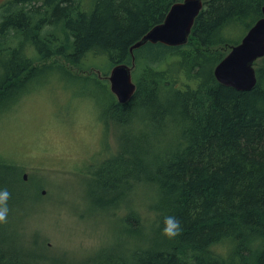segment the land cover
I'll return each mask as SVG.
<instances>
[{"label":"trees","instance_id":"16d2710c","mask_svg":"<svg viewBox=\"0 0 264 264\" xmlns=\"http://www.w3.org/2000/svg\"><path fill=\"white\" fill-rule=\"evenodd\" d=\"M178 1L8 0L0 6V112L38 75L67 68L39 61L62 56L85 71L84 57H105L109 66L86 78L108 84L111 69L134 57L135 93L120 103L110 92L104 108L107 128L112 121L128 140L89 173L104 192L102 207L135 185L157 186L163 198L152 207L153 227L160 235L143 233L130 214L125 222L137 219L126 227L134 236L129 252L109 244L100 264H264V57L255 62L251 90L227 86L214 73L263 16L264 0H206L187 43L147 42L132 53ZM29 182L18 165L0 160V264H49L39 232H21L24 213L42 196ZM168 216L180 225L171 237L163 232ZM16 220L19 228L10 224Z\"/></svg>","mask_w":264,"mask_h":264},{"label":"rangeland","instance_id":"374dc122","mask_svg":"<svg viewBox=\"0 0 264 264\" xmlns=\"http://www.w3.org/2000/svg\"><path fill=\"white\" fill-rule=\"evenodd\" d=\"M7 1L0 0V6ZM243 34V29L233 32L236 39ZM84 58L91 69L82 71L62 56L37 62L57 61L67 68L38 75L16 103L0 112V160L18 165L22 177L27 173L30 189L41 188V198L31 202L34 212L24 213L21 232L27 237L39 232L49 264H100V251L109 244L110 249L129 252L134 236L126 227L136 225V217L132 225L125 222L130 214L139 216L143 233L160 235L153 227L152 207L161 205L163 197L153 184L135 185L117 204L100 206L104 192L89 170H96L129 136L112 121L107 128L104 108L113 93L109 80L86 78L104 71L107 59ZM13 211L18 216L16 207ZM10 224L21 225L17 220Z\"/></svg>","mask_w":264,"mask_h":264},{"label":"water","instance_id":"95a60500","mask_svg":"<svg viewBox=\"0 0 264 264\" xmlns=\"http://www.w3.org/2000/svg\"><path fill=\"white\" fill-rule=\"evenodd\" d=\"M206 0H182L174 3L165 20L155 25L130 47L134 53L147 42H161L176 46L188 42L196 17L204 8ZM264 57V6L263 16L246 32L238 44L217 64L214 73L218 81L238 90H251L257 83L255 62ZM133 63L116 64L107 76L110 89L120 103L128 102L136 91ZM28 179V174H24ZM45 194L46 190H42Z\"/></svg>","mask_w":264,"mask_h":264},{"label":"clouds","instance_id":"9594fccd","mask_svg":"<svg viewBox=\"0 0 264 264\" xmlns=\"http://www.w3.org/2000/svg\"><path fill=\"white\" fill-rule=\"evenodd\" d=\"M7 196V193H4ZM0 218H3V213H0ZM166 227L163 229V232L169 237L174 236L180 230L179 222L173 216L166 217L165 220Z\"/></svg>","mask_w":264,"mask_h":264},{"label":"bare ground","instance_id":"6f19581e","mask_svg":"<svg viewBox=\"0 0 264 264\" xmlns=\"http://www.w3.org/2000/svg\"><path fill=\"white\" fill-rule=\"evenodd\" d=\"M38 66V65H37Z\"/></svg>","mask_w":264,"mask_h":264}]
</instances>
